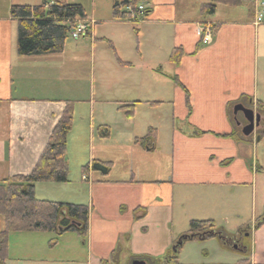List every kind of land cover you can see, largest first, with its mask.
<instances>
[{
  "label": "crops",
  "instance_id": "0c3cea01",
  "mask_svg": "<svg viewBox=\"0 0 264 264\" xmlns=\"http://www.w3.org/2000/svg\"><path fill=\"white\" fill-rule=\"evenodd\" d=\"M54 1L0 0V183L34 169L66 103H73L75 91L81 89L73 72L85 54L92 65L93 87L95 76L99 83L96 97L94 87L93 99L83 100L90 110L89 123L87 117L83 122L90 126V139L91 130H97L94 143L110 149L98 161L112 166L124 147L139 152L138 135L145 134L143 138L156 127L160 131L162 122L168 130L167 121L172 120L171 167L164 177L150 173L122 180L110 178L111 169L108 175L83 172V182H92L87 197L78 198L80 205L90 208L87 239L66 233L51 246L53 234H11L7 264H163L191 221L212 220L216 225L239 217L246 197H254L264 183L259 170L264 166L255 157L264 129L243 138L232 111L242 101L256 108L259 102L264 104V24L254 23L257 6L264 0H243L239 7L218 5L236 18L217 17L218 7L214 15L202 16L205 0H136V5L145 4L149 10L146 21L136 24L113 17L114 6L125 0H62L83 5L85 19L93 23L92 33L67 41L60 54L20 57L11 7L50 6ZM207 24L214 27L213 42L202 46L199 30ZM174 50L182 51L178 65L170 60ZM131 103H136L135 114L128 117L120 107ZM95 105L101 114L97 127ZM161 110L162 116L154 120ZM142 112L147 119L142 120L145 132L133 126ZM153 145L144 151L150 153ZM90 158L95 160L94 152ZM41 187L35 186L36 198L48 200L38 196ZM60 189L73 191L69 186ZM5 229L0 217V232ZM251 237L249 253L243 245L242 256L218 264L246 260L264 264V224L253 227ZM189 241L195 240L184 241L180 251ZM60 243H65L67 256L54 253ZM201 259L180 262L178 256L180 264H212Z\"/></svg>",
  "mask_w": 264,
  "mask_h": 264
},
{
  "label": "trees",
  "instance_id": "16d2710c",
  "mask_svg": "<svg viewBox=\"0 0 264 264\" xmlns=\"http://www.w3.org/2000/svg\"><path fill=\"white\" fill-rule=\"evenodd\" d=\"M136 4V0H125L121 4H116L113 8V17L126 19L129 13L123 12L122 9L126 6L135 9ZM242 4L243 0H205L201 6V15L204 17L214 15L218 5L239 7ZM10 15L17 21L16 45L20 57L62 53L77 20L86 18L81 5L69 4L62 0H55L50 6L46 3L38 6L13 5ZM181 57L182 51L174 50L170 60L178 65ZM174 81L180 85L178 80ZM188 97L186 92V104L189 108ZM135 106L136 103L123 104L120 110L126 116L133 117ZM257 107L260 111H264V104L259 102ZM73 116V105L67 102L64 113L53 129L32 172L26 176H14L0 183V217L6 224V229L0 232V264H7L9 261L11 234L47 233L55 235L54 240H56L66 233H74L83 241L87 239L90 215V208L87 205L39 200L35 196V186L38 183L68 182L69 166L65 153L67 137L72 130ZM105 132L104 130L103 133ZM235 135L232 133L230 136L235 137ZM155 139V130L150 129L145 137L136 139V144L146 148L151 146ZM90 165L83 167L85 173H89L91 169L92 172L108 175L111 169V163L108 162L93 161ZM259 170L264 173V168ZM263 224L264 218L255 229ZM187 235L203 240L218 237L224 242L233 237L223 229L217 228L212 220L191 221ZM172 252L163 260V264H180L176 256L177 251ZM238 264H250V261H240Z\"/></svg>",
  "mask_w": 264,
  "mask_h": 264
},
{
  "label": "rangeland",
  "instance_id": "374dc122",
  "mask_svg": "<svg viewBox=\"0 0 264 264\" xmlns=\"http://www.w3.org/2000/svg\"><path fill=\"white\" fill-rule=\"evenodd\" d=\"M76 1H80L83 3L86 2V0H76ZM93 1L97 2L104 0H91V3ZM80 2H78V4H81ZM218 10L219 11L217 13V17L218 16L234 17V18L237 17L234 15L235 13H229L230 11H227L228 9L225 7H218ZM240 16L241 15L239 14V18ZM68 42H73V40L69 38ZM88 55L89 54L87 55L85 54L82 60L76 63L75 70L73 72L76 86L79 85L81 89L76 90L73 96L74 98L72 101L74 102L72 103V105H73L74 116H73L72 130L67 137L66 158L69 166L68 177L70 183H65V184L40 183L42 187L38 191V196L44 195L48 197L46 198L48 199V201H50V199L53 200L68 199L69 201L67 203L81 204L78 198L87 197V191H89L88 186L92 183L90 181L88 183L83 182L81 177H82V173L85 171L82 167H86L87 165L93 163V160L90 158L93 152L95 159L94 161H98L99 159L98 157H100L102 152H105L104 151L105 149L110 150L108 148L104 149L97 146L96 144L97 142L94 143L95 136L93 135L94 132L96 134L97 130L96 131L94 130V132L93 130H91L92 139H90L89 137L90 126H86V122L87 124L89 123V119L86 115L90 112V110H89V102H83V100L89 101L93 99L92 95H93L94 87H95V97H96L97 84L99 83L97 76H95V86L93 87L92 65L91 62L88 60ZM95 106H96L95 126L97 127L99 123V118L101 121V114H99L100 106L99 107H97V105ZM167 109L168 108L165 107L162 110L166 111ZM162 110L160 111V114H155V116L152 118L157 121V119H159L162 116ZM170 113H172V111ZM138 116L139 117L137 118H140V120L139 121L134 120L133 126L134 127L139 126L141 131H144L142 126V120L144 119L147 120L145 116V112L138 113ZM84 117H87L86 122H83ZM241 119L242 118H240V120ZM110 120L113 121V119ZM148 121L152 123L151 120ZM167 122L169 123L168 130L166 128V123L164 124L163 122L161 123L162 128L160 131L158 130V127L154 128L156 139L155 142H153L154 145L153 143L151 144V146L153 145V148L150 153H148L147 151L145 152L144 149H146L147 147L143 148L142 146L137 147L138 149H140V151L135 154L132 151L125 150L126 147L122 148L121 152L119 153V156L115 158V163L112 164L111 166L112 171L109 177L114 180H119V179L122 180L126 176L135 175V177H137L138 176L137 174L149 175L150 173H154V175L156 174L157 176L164 177L169 172V167H171V158H172L171 151L173 148L172 140L169 133L170 129L172 128L173 121L170 120ZM244 124L246 125V123L243 121V125ZM113 125H115V123ZM174 125L175 128H178L180 126L178 124V120H176ZM103 130H100V132H103ZM137 133L139 134L140 132L137 131ZM143 135L145 134H140L138 136L141 138ZM151 146L148 147L150 148ZM255 157L257 158L258 164L261 167L264 166V137H260V142H258L256 145ZM127 160L129 161L127 162ZM89 171H90L89 174L92 175L91 169ZM60 186H69V188L72 189L73 191L70 194L69 192L60 189ZM243 190L246 191V189ZM254 215H256V218L253 217ZM263 218H264V183L262 186L258 185V188L256 190V195H254V197L251 195H249V198L246 197L245 202L243 204V209H240L239 217L232 218L231 220L225 222L223 221L216 223V226L218 228H223L229 235H232L233 238L239 241L240 244L239 249H234L235 247L233 248V246L230 244L231 240L223 242L220 238L213 237L206 241L195 240L192 242L189 241L185 243L182 251H180L181 249H179L178 254L176 256L177 258L179 256L180 262H182L183 259H184L183 261L186 260V261L195 262V261H199L201 257H203L204 260L207 259V262L212 264L227 263L228 261H232L233 258L236 259V257L238 258L242 256V254H244L243 249L241 247L242 245H244V247L247 248V253H249L248 251L252 249L251 230ZM244 230L245 233L248 234V236L244 235L243 233ZM44 236L53 237V235L50 234ZM54 243H56V240H53L51 245L53 246ZM54 253L55 254L59 253L60 255L67 256L65 243L63 244L60 243V245L55 249Z\"/></svg>",
  "mask_w": 264,
  "mask_h": 264
},
{
  "label": "water",
  "instance_id": "95a60500",
  "mask_svg": "<svg viewBox=\"0 0 264 264\" xmlns=\"http://www.w3.org/2000/svg\"><path fill=\"white\" fill-rule=\"evenodd\" d=\"M238 112H242L246 122L248 123V125H246L242 130L243 135L246 137L250 136L254 132L255 128H259L261 122H264L262 121L260 114H255L252 109L246 108L243 105L238 104L237 106H235L234 114L236 115ZM133 264L146 263L142 261H136Z\"/></svg>",
  "mask_w": 264,
  "mask_h": 264
},
{
  "label": "built area",
  "instance_id": "2783aa9c",
  "mask_svg": "<svg viewBox=\"0 0 264 264\" xmlns=\"http://www.w3.org/2000/svg\"><path fill=\"white\" fill-rule=\"evenodd\" d=\"M139 10L142 11L143 10V7H140ZM257 20H258V22H262L263 21V15H260ZM87 30H88V25L87 24H80L73 31L72 37L74 39H78L79 37L85 35L86 32H87ZM210 41H211V30H210V28H206L205 29V35H204V43L207 44Z\"/></svg>",
  "mask_w": 264,
  "mask_h": 264
},
{
  "label": "flooded vegetation",
  "instance_id": "af4514ba",
  "mask_svg": "<svg viewBox=\"0 0 264 264\" xmlns=\"http://www.w3.org/2000/svg\"><path fill=\"white\" fill-rule=\"evenodd\" d=\"M246 106H248V104L244 103Z\"/></svg>",
  "mask_w": 264,
  "mask_h": 264
}]
</instances>
